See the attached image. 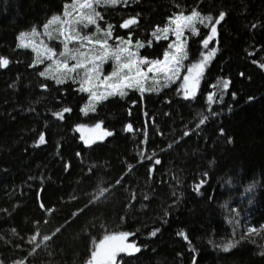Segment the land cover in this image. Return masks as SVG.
Returning a JSON list of instances; mask_svg holds the SVG:
<instances>
[{
    "label": "trees",
    "instance_id": "trees-1",
    "mask_svg": "<svg viewBox=\"0 0 264 264\" xmlns=\"http://www.w3.org/2000/svg\"><path fill=\"white\" fill-rule=\"evenodd\" d=\"M71 1L0 0V57L9 61L0 67V264H87L95 243L119 232L141 249L121 264H264V230L247 233L264 225V0L103 8L114 39L145 44L148 59L165 52L153 32L174 15L225 17L207 48L208 28L188 40L187 65L215 49L193 99L178 84L128 91L89 115L76 84L41 76L18 46L20 33ZM130 18L138 23L120 27ZM223 80L228 88H217ZM96 124L111 135L85 146L77 127ZM230 241L236 246L223 251Z\"/></svg>",
    "mask_w": 264,
    "mask_h": 264
},
{
    "label": "snow or ice",
    "instance_id": "snow-or-ice-1",
    "mask_svg": "<svg viewBox=\"0 0 264 264\" xmlns=\"http://www.w3.org/2000/svg\"><path fill=\"white\" fill-rule=\"evenodd\" d=\"M121 2L126 3L127 0H73L71 4L66 5L63 19L60 16H55L48 24L44 25V35H46L49 40L56 38L48 31L50 25H60L59 36L63 37L60 41L63 45V51L59 54L46 44H42V53L36 48L35 42L32 39L38 35L35 28L32 29L31 33L22 32L19 34L18 46L23 48L32 47L33 51L37 52L36 63H44L45 60L52 61V64H50L45 71L40 73L41 76L54 79L57 84L65 83L68 80H71L73 83H79V91L90 94V106L106 99L108 95H124L125 92L123 89L125 88L135 86L143 92L144 88L142 86V81L149 79V73H153L154 75L163 73L169 79H171V76L177 75L180 71L182 59H186V55L183 54L182 44H170L169 48L172 49L175 47L176 51H166L163 60H148L147 58H141L139 56L138 50L144 46L139 41L134 45L137 50L132 51L133 45L131 39L128 41L121 40L119 45L113 47L108 44L107 40L95 41L92 36L81 34L83 29L88 28L89 25H97V31H99L97 21L102 20L103 17L100 12L96 10L98 6H115ZM224 17V12H221L219 17L215 20H213L211 16H201V14L195 10L189 15L180 13L170 18L168 27L163 29L158 28L153 32V36L157 39H167V34L171 31L177 37V41H179L185 29L195 34V24L199 22L205 24V26L211 25L212 35L203 41L204 47L207 48L209 41L213 39L216 34V25L220 24ZM137 23V18H130L124 21L120 27L130 28ZM77 25L81 27L78 29ZM111 31L112 26L109 25L105 35L110 37ZM161 32L164 34L163 36L158 35V33ZM69 45H72V47L70 48ZM214 55L215 49L204 55L203 59L198 64L188 69V75L183 78L185 98L194 94L203 67ZM109 59L114 62L113 70L101 79L102 66ZM70 61H75V63L70 64ZM8 63L9 61L6 58L0 57V67H7ZM262 67H264V65H262ZM190 82L191 87H189ZM101 86H103L104 89L103 93L100 91ZM228 86L229 81L227 80L220 81L216 85L217 88L222 89H227ZM213 99L214 94L208 96L209 102L213 101ZM89 110L94 111V107L82 109L85 115H87ZM70 111V108H65L56 115L58 118H63L64 113ZM206 119V117L201 119L200 124H203ZM100 127V124L95 125L97 129ZM83 130V125L77 128V131ZM128 130L131 131V125L128 126ZM103 135H111V133L105 132ZM185 135H187V133H185ZM81 138L84 139L83 136ZM44 142L45 138L41 135L39 137V143L43 144ZM155 163L159 164L160 161L156 160ZM202 184L203 181L200 185L196 186L197 191H199ZM104 191L105 190H101L100 195H103ZM261 230H264V225H262L260 229L249 227L247 233L248 235L252 233L259 235ZM57 231H59V229ZM157 231L159 230L153 231L151 235L155 236ZM130 235H132V233L129 232L105 235L104 238L95 245V250L91 253L89 264H115L116 257L119 253L132 255L135 252H139L141 249L137 247L135 243H127ZM180 235L183 236L184 234L181 232ZM184 238L187 239L186 236ZM35 239L36 237L34 236L32 240L35 241ZM49 239V236L43 237V241ZM235 246L236 244L230 241L223 245V251L227 252ZM36 247H39V245L37 244ZM261 254L264 255V252ZM17 264H22V262H17Z\"/></svg>",
    "mask_w": 264,
    "mask_h": 264
},
{
    "label": "rangeland",
    "instance_id": "rangeland-1",
    "mask_svg": "<svg viewBox=\"0 0 264 264\" xmlns=\"http://www.w3.org/2000/svg\"><path fill=\"white\" fill-rule=\"evenodd\" d=\"M131 1H134V0H127L126 3L121 2V3H119V4L115 5V6H110V5L98 6L96 8V10L98 12H100V14H102L101 10L103 8L116 7V6L120 5V4H127V3L131 2ZM72 2H73V0L70 3H68V4H71ZM64 12H65V7L63 8L62 12L59 15H56V16H60L63 19L64 18ZM53 17H55V16H53ZM53 17H51L46 22V24H48V22ZM169 20L167 21V23L163 27H161L159 29H163L165 27H168L169 26ZM101 21L102 20H98L97 21V24L99 26V31H97V25H89L88 28L83 29V31H82L81 34L82 35L83 34H88V35L92 36L93 40H95V41H104V40H107L108 44L111 45V46H113V47H115L116 45H119L121 43V40L114 39V35H113L112 31H111V36L110 37H108V36L105 35V33H106L107 28H108L109 25L102 24ZM80 27H81L80 25H77V28L78 29ZM200 27H203L204 29L205 28H208L210 30L209 36L212 35V33H211V25L205 26V24H202V23L197 22L195 24V28H196L195 34H193L192 31H190L188 29H185L183 31V35L181 36V38H180L179 41H177V37L171 31L167 34V39H163V38L157 39L155 36H153V40L155 42H158V41H164V42H166L167 48H166L165 52L166 51H169V52H175L176 51L175 47L172 48V49L169 48V45L170 44H182L183 45V54L186 55V59H182L179 73L177 75L171 76V79H169L168 77H166L163 73H159V74H155V75L153 73H149L148 74L149 75V79L142 81V86L144 88V91L143 92H141L138 87L133 86L131 88H125V89H123V91L125 92V94H127L128 91H137V92H139L141 94H143V93H154V92L160 91L163 88H168V87H170V86H172L174 84H176V85L178 84V85H180V88H181V96L184 99H193L196 96L197 92H198V89H199V86H200V82H201L202 74H203V72H204V70H205V68H206V66H207V64L209 62L208 61L206 63V65L203 67V71H202V73H201V75L199 77V81H198V84H197V86H196V88L194 90V94H191V95H189L188 98H185V89H184V86H183L184 85V79L183 78H184V76L188 75V69L191 68L193 65H195V64H193V65H187V59H188L187 58V54H188L187 53L188 40H189L190 36H197L198 35L199 28ZM59 28H60V25L59 24H52V25H50V27L48 29V31L54 37H56L53 40H49L48 37L46 35H44V25L41 28L36 29L38 35L35 36V37H33L32 39L35 42L36 48L39 49L41 53L43 52L42 44H46L47 46L52 47L57 52V54H59L61 51H63V45H62V43H60V41L63 39V37H60L59 36ZM31 31L32 30L27 31V32H24V33H31ZM158 35L163 36L164 34L161 32V33H158ZM129 39H130V37H128L127 39H122V40L123 41H128ZM135 44H136V42H133L132 41V45H133V47L131 49L132 51H136L137 50L134 47ZM18 45H19V40H18ZM143 45H144L143 47L139 48L138 52H139V56L141 58H146V57H144V56L141 55V50L145 47V44H143ZM148 46H150V44H148ZM69 47L71 48L72 45H69ZM19 48L24 49V50H29V51H31L33 53V55H34V65L35 66H40L41 67V72L45 71V69L50 64H52V61H48V60H45L44 63H36V61H37V52L36 51H33V48L32 47H28V48L19 47ZM164 53H163L162 57L159 58V59H148V58L147 59L148 60H163L164 59ZM206 54L207 53H205L204 55H206ZM202 59H203V56H202L201 60ZM69 63L70 64H73V63H75V61H70ZM198 63H196V64H198ZM113 67H114V62L111 59H109L106 63H104L103 66H102L101 79L103 78V76L108 75L109 73H111L112 70H113ZM48 79L53 80L56 83V81L54 79H51V78H48ZM66 82H72V81L71 80H68ZM93 83H95V82H93ZM74 84L77 85V88L79 90V87H80L79 83H74ZM189 87H191V82L189 83ZM100 91L102 93L104 92L103 86H101ZM83 93L87 95V102L83 106L82 109H84L86 107H89V108L94 107V111L93 110H89L88 113H87V115L94 113L97 105L99 103L105 101L106 99H108L110 97H115V96H118V97H124L125 96V94L124 95H119V94L108 95L106 99H103V100L95 103L94 105H91L90 106L89 105L90 94L89 93H86V92H83ZM82 113L85 115V113L83 111H82ZM105 132L106 131L103 129L102 125H101V127L99 129L95 128V126H93V127L84 126V130L83 131H78V134L80 136L81 142L85 146H91L94 143L102 142L107 137V135H103ZM82 136L84 137V139L81 138ZM114 234H118V233H114ZM109 235H111V234H109ZM103 238H101L97 243H95V245L98 244ZM127 243H133L132 241H130V236L128 238ZM95 245H94L92 251L95 250ZM136 253L137 252L133 253L132 255H135ZM123 256H130V255L127 254V253H119L117 255V257H116L115 264H121V260H122L121 258ZM90 260H91V257H90L89 261ZM89 261H88L87 264H89Z\"/></svg>",
    "mask_w": 264,
    "mask_h": 264
}]
</instances>
